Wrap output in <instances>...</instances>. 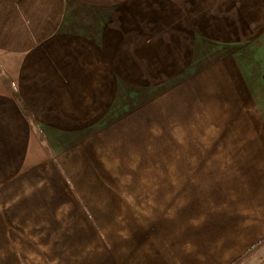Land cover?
<instances>
[{"label": "crops", "instance_id": "1", "mask_svg": "<svg viewBox=\"0 0 264 264\" xmlns=\"http://www.w3.org/2000/svg\"><path fill=\"white\" fill-rule=\"evenodd\" d=\"M4 237L61 238L46 264H243L264 241V0H0Z\"/></svg>", "mask_w": 264, "mask_h": 264}, {"label": "rangeland", "instance_id": "2", "mask_svg": "<svg viewBox=\"0 0 264 264\" xmlns=\"http://www.w3.org/2000/svg\"><path fill=\"white\" fill-rule=\"evenodd\" d=\"M13 238L4 237L3 244L0 243V264L13 260L37 261L38 264H46V260H59L61 253L45 252V249L55 248L61 238H14L18 240L17 244L13 243ZM20 240V241H19ZM35 240V241H34ZM48 244L50 246H48ZM57 248V247H56ZM264 256V241L252 248L243 259V264H250L258 258ZM56 257V258H55Z\"/></svg>", "mask_w": 264, "mask_h": 264}, {"label": "trees", "instance_id": "3", "mask_svg": "<svg viewBox=\"0 0 264 264\" xmlns=\"http://www.w3.org/2000/svg\"><path fill=\"white\" fill-rule=\"evenodd\" d=\"M18 104H19L21 111L24 113V115L29 119L30 122H32L31 116H30L29 112L27 111L26 106L19 100H18ZM37 134H38V137L40 138V140L44 143V139H43L42 135L39 133V131H37Z\"/></svg>", "mask_w": 264, "mask_h": 264}]
</instances>
